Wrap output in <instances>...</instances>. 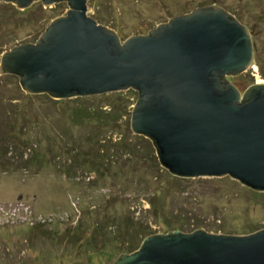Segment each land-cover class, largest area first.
<instances>
[{"label":"rangeland","instance_id":"obj_1","mask_svg":"<svg viewBox=\"0 0 264 264\" xmlns=\"http://www.w3.org/2000/svg\"><path fill=\"white\" fill-rule=\"evenodd\" d=\"M214 4L241 15L244 24L255 28L264 59V0H88V14L126 40ZM68 10L67 2L46 6L36 1L21 9L0 1V96L23 104L28 117L18 116L12 131L15 152L5 156L9 159L3 164L0 161V264H110L121 254L115 234L120 227L128 229L130 220L157 233L182 226L185 232L202 228L238 234L263 229L264 191L231 176L172 179L152 140L132 131L137 91L84 96L79 101L50 95L27 99L19 77L1 72L4 52L37 42ZM230 79L242 92L264 82L256 62ZM110 103L123 106L127 115L107 128L79 124L70 115L76 105ZM93 141L99 146L100 164L70 170L69 154L80 150L88 156ZM28 146L37 149L39 162H23ZM153 194L158 216L150 204ZM75 235L81 237L77 243L72 240ZM95 235L99 241L89 243Z\"/></svg>","mask_w":264,"mask_h":264},{"label":"water","instance_id":"obj_2","mask_svg":"<svg viewBox=\"0 0 264 264\" xmlns=\"http://www.w3.org/2000/svg\"><path fill=\"white\" fill-rule=\"evenodd\" d=\"M0 1L69 5L37 42L3 53L1 72L25 92L72 99L133 89L132 131L152 140L172 175L231 176L264 191V82L242 92L230 79L256 60L252 32L234 14L200 6L122 40L88 14V0ZM110 264H264V228L155 233Z\"/></svg>","mask_w":264,"mask_h":264},{"label":"trees","instance_id":"obj_3","mask_svg":"<svg viewBox=\"0 0 264 264\" xmlns=\"http://www.w3.org/2000/svg\"><path fill=\"white\" fill-rule=\"evenodd\" d=\"M236 16L240 20H244L242 19L241 15L236 14ZM248 27L251 29L250 31L252 32V35H253V40H254V45H255V50H256L255 62L259 66L261 76L264 78V59L261 56V47L259 45V35L255 31V28L250 27L249 25ZM252 78L253 80L255 79L254 76ZM24 95L26 96L27 99H28L27 97L28 95L30 96H49L48 94H28V93ZM74 99L76 101H79L81 100V97H77ZM26 109H27L26 107H23V104L22 105L16 104L15 101L7 100L5 97L0 96V120H1L0 122L3 123L2 125H0L2 128L0 130V161L2 164L4 163L5 159H9L5 156L10 155V157H12L11 155H13V152H15V147H14L15 143L13 142L14 138L12 135V131L15 130L19 115H25L27 117ZM126 113H127V110L123 106H120V105L117 106L116 104H112V103L95 106V107L85 106V105H76L72 107V109L70 110V115H72L71 117L73 118L75 122L79 124H84V125H91V126L93 125L95 128H98V129L107 128V127H110V125H116L119 119L127 115ZM64 129L66 131L65 133L70 132L69 127H64ZM98 134H96V137ZM88 140L91 141L90 138H88ZM126 145H127L126 143L123 145L121 144L120 147L124 148L126 147ZM90 148L91 150L87 152L88 156L80 153L81 152L80 150L76 152L77 154L76 153L74 155L69 154L72 157L70 158V161L68 162V166L70 170L75 169L76 166L84 167L86 165L85 163L89 165L90 164L92 165L100 164L99 163L100 155L98 152L99 146H97L95 144V141H93L90 145ZM127 150H129V148H127ZM130 152H133V149H131ZM26 153H28L29 156H27L26 158L24 157L23 162H25V164L31 163L33 161H37V162L40 161L41 156L39 152L37 151V149H35L33 146L31 147L28 146L26 148ZM77 155H81L80 160H78L80 156L76 157ZM171 177L172 179H175V180L180 179L173 175ZM155 196L156 194H153V196H151L150 204H151L152 209H154V212H156L158 216V209L155 207L157 198ZM180 215L181 214H174V216L176 217H179ZM127 226L129 227L128 229H126L125 227L124 228L120 227L119 230L121 231H118V233L116 232L115 234V240L120 242L121 254L124 252H129V253L134 252L141 246L142 242L144 241L146 237L157 233L156 231L152 230L150 227L143 226L140 222H135V221L130 220ZM176 229L178 228L170 229L168 231H172ZM179 229L182 230L183 226ZM97 235H98V232H97ZM97 235H95L94 238L91 239L93 241H90L89 243L94 244L98 242L99 239ZM139 239H140V242H139ZM72 240L77 243V241L81 240V237L78 235H75L72 237Z\"/></svg>","mask_w":264,"mask_h":264},{"label":"bare ground","instance_id":"obj_4","mask_svg":"<svg viewBox=\"0 0 264 264\" xmlns=\"http://www.w3.org/2000/svg\"><path fill=\"white\" fill-rule=\"evenodd\" d=\"M262 82V81H261ZM39 226H41V225H39Z\"/></svg>","mask_w":264,"mask_h":264}]
</instances>
